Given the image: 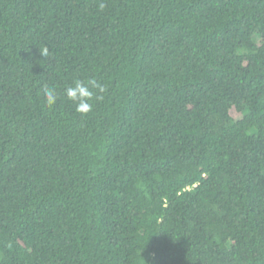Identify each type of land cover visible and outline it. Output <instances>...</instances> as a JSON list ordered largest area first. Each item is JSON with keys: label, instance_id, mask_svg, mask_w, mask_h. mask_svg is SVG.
Instances as JSON below:
<instances>
[{"label": "trees", "instance_id": "1", "mask_svg": "<svg viewBox=\"0 0 264 264\" xmlns=\"http://www.w3.org/2000/svg\"><path fill=\"white\" fill-rule=\"evenodd\" d=\"M0 264H264V0H0Z\"/></svg>", "mask_w": 264, "mask_h": 264}, {"label": "clouds", "instance_id": "2", "mask_svg": "<svg viewBox=\"0 0 264 264\" xmlns=\"http://www.w3.org/2000/svg\"><path fill=\"white\" fill-rule=\"evenodd\" d=\"M100 9H103L105 5L101 3L99 5ZM40 55L47 57L49 55V49L44 46L42 50H39ZM93 88L99 89L103 92L104 88L102 85L98 84L96 80L89 79L87 81H82L77 79L73 86H69L65 89V95L69 101L75 104V111L81 115H87L93 109V98L99 99V96L92 91ZM43 95L45 97V102L48 107H52L57 103L58 96L56 94L54 87L44 86L42 89Z\"/></svg>", "mask_w": 264, "mask_h": 264}]
</instances>
